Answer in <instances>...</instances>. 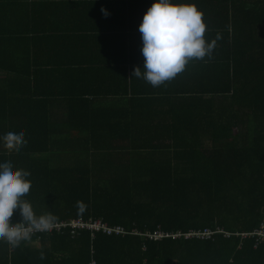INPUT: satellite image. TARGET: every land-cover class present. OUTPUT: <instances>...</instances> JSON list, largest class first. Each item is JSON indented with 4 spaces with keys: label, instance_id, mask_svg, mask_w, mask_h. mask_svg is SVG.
I'll return each mask as SVG.
<instances>
[{
    "label": "trees",
    "instance_id": "obj_1",
    "mask_svg": "<svg viewBox=\"0 0 264 264\" xmlns=\"http://www.w3.org/2000/svg\"><path fill=\"white\" fill-rule=\"evenodd\" d=\"M173 1L194 4L205 39H221L211 58L159 87L132 75L143 68L138 25L154 0L100 5L109 15L96 14L105 34L96 38L63 30L64 2L45 14L0 3V135L23 129L27 140L19 151L0 146V161L29 171L23 199L65 226L15 249L0 242V264H264V246L236 235L264 218V0ZM80 218L141 233H224L74 234L66 225ZM20 219L17 210L10 222Z\"/></svg>",
    "mask_w": 264,
    "mask_h": 264
},
{
    "label": "clouds",
    "instance_id": "obj_2",
    "mask_svg": "<svg viewBox=\"0 0 264 264\" xmlns=\"http://www.w3.org/2000/svg\"><path fill=\"white\" fill-rule=\"evenodd\" d=\"M102 15L109 13L103 7ZM203 13L194 4H176L173 0H154L144 13L138 31L141 33L143 68L133 69V77L159 87L182 73L193 59L211 58L216 41L205 39ZM25 131L11 129L0 135V146L19 151L26 146ZM31 173L17 169L12 162L0 161V242L18 248L35 232H48L58 218L45 213L37 216L30 202L23 199L31 188ZM18 210L19 222H10Z\"/></svg>",
    "mask_w": 264,
    "mask_h": 264
},
{
    "label": "built area",
    "instance_id": "obj_3",
    "mask_svg": "<svg viewBox=\"0 0 264 264\" xmlns=\"http://www.w3.org/2000/svg\"><path fill=\"white\" fill-rule=\"evenodd\" d=\"M66 225V224H65ZM70 228H72L74 231V234L78 233L79 231H90L92 233V236L95 233H102L106 236H127V235H138L145 237L146 239H149L151 241H159L164 238H180V237H185L186 239L190 238H196V239H201V240H207L212 238L214 235H220L223 234L224 231H216L213 232L211 230H203V231H198V232H191L185 235H172L168 233H164L161 230L157 229L154 232L151 233H141L137 229H134L133 231H128L125 227L122 226H110L102 221V219H78L75 221H72L69 225ZM62 227H65L64 224H56L54 228L48 232H35L34 234H41V233H51L54 232L55 230L60 231ZM226 236H230L229 233L225 234ZM233 235V234H232ZM239 236L241 239H246V238H254L256 240V248L258 246H264V218L261 221L260 225L258 228H256L253 232L251 233H240L236 234ZM90 264H96L94 260Z\"/></svg>",
    "mask_w": 264,
    "mask_h": 264
},
{
    "label": "crops",
    "instance_id": "obj_4",
    "mask_svg": "<svg viewBox=\"0 0 264 264\" xmlns=\"http://www.w3.org/2000/svg\"><path fill=\"white\" fill-rule=\"evenodd\" d=\"M2 1L6 0H0V3ZM8 1L10 2L15 0ZM109 1L112 2L113 0H22L23 3H27V7L34 9V6H39L44 14L47 10L51 11L53 8L61 7L60 4L64 2V7L66 8L63 10V13L58 14L60 18L62 17L59 24L62 25L63 30L67 27L68 24H71V29H75L74 31L76 32H81L84 29H89L92 34L95 33V38L98 36H105L103 31L104 26L102 25L103 17H98L96 14L99 13L100 5L107 4ZM69 6L72 7L68 9ZM76 7L79 10L73 11L72 9ZM52 18H54V16ZM52 26L54 27V20ZM99 27H101L100 31H98ZM82 50L85 49L82 48Z\"/></svg>",
    "mask_w": 264,
    "mask_h": 264
}]
</instances>
